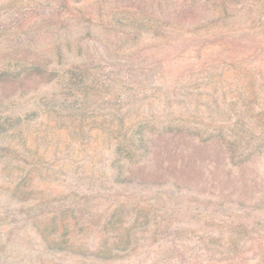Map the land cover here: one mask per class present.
Listing matches in <instances>:
<instances>
[{"label":"rangeland","instance_id":"374dc122","mask_svg":"<svg viewBox=\"0 0 264 264\" xmlns=\"http://www.w3.org/2000/svg\"><path fill=\"white\" fill-rule=\"evenodd\" d=\"M0 264H264V0H0Z\"/></svg>","mask_w":264,"mask_h":264},{"label":"trees","instance_id":"16d2710c","mask_svg":"<svg viewBox=\"0 0 264 264\" xmlns=\"http://www.w3.org/2000/svg\"><path fill=\"white\" fill-rule=\"evenodd\" d=\"M198 145L196 144V146ZM188 157H190L191 164H189V162L183 163L181 161L179 165L175 163L172 166H170L169 163L164 170H161V168L159 167L160 170L159 174L157 168L155 167L156 165H153L151 168L147 169L145 164H141L133 180L138 181L141 184L161 185L166 183L176 188H182L188 190L196 189V187H192L193 183H191L192 182L191 180H193V178H191L192 175H190V172L192 170L196 172L195 170V168L197 169V165L195 163L196 158H192L191 154H189ZM192 159H194V161H192ZM224 159L226 160L225 155H223V157L217 155L215 161L220 162L223 161Z\"/></svg>","mask_w":264,"mask_h":264}]
</instances>
